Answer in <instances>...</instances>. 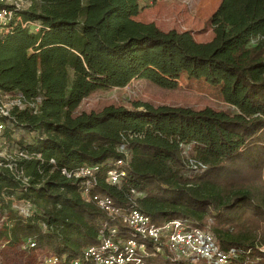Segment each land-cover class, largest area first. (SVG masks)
<instances>
[{
    "label": "trees",
    "instance_id": "1",
    "mask_svg": "<svg viewBox=\"0 0 264 264\" xmlns=\"http://www.w3.org/2000/svg\"><path fill=\"white\" fill-rule=\"evenodd\" d=\"M143 7L144 0H30L16 16L39 28L13 22L0 31V91L20 101L1 117L5 132L17 148L40 155L20 161L28 186L0 168L6 213L0 241L32 240L73 258L98 242L106 224L125 231L85 200L88 177L63 172L89 165L97 167L91 196L109 195L121 207L133 203L157 222L208 224L222 248L237 249L228 264H264V0H221L207 42L189 30L136 20ZM185 74L226 79L247 109L136 104L143 108L72 116L99 88L133 78L175 88ZM16 132L22 135L15 142ZM118 160L123 179L108 183ZM6 197L30 201L33 214L20 215Z\"/></svg>",
    "mask_w": 264,
    "mask_h": 264
},
{
    "label": "built area",
    "instance_id": "2",
    "mask_svg": "<svg viewBox=\"0 0 264 264\" xmlns=\"http://www.w3.org/2000/svg\"><path fill=\"white\" fill-rule=\"evenodd\" d=\"M0 3L3 4L0 7V30L8 31L13 22L20 23L23 27H31L33 22L23 21L20 16H16L17 11L30 6V0H0ZM8 113L9 109L0 107V168H7L23 185L28 186L30 178L20 161L40 158V155L36 156L20 148L11 154L2 150L1 143L6 125L1 117ZM122 164L123 160H118L117 168L107 172L108 183H121L124 172L119 168ZM96 170L97 167L86 165L72 172L66 169L63 172L68 177H88L83 189L85 200L95 201L112 220L121 222L125 231L120 230L118 226L108 227L106 224L100 232L98 242L85 248L80 256L70 258L67 255L50 254L43 259L42 264H158V257L191 264L199 261H205L207 264H228L237 256L236 248H222L206 227L192 225L180 218L157 222L133 203L121 207L109 195L91 196ZM131 191L135 196L138 195L134 189ZM6 199L13 200V207L20 215L27 217L33 214L30 201L17 200L14 197ZM4 219L5 217L0 215V221L3 222ZM17 247L27 251L38 249L32 240L24 241Z\"/></svg>",
    "mask_w": 264,
    "mask_h": 264
},
{
    "label": "rangeland",
    "instance_id": "3",
    "mask_svg": "<svg viewBox=\"0 0 264 264\" xmlns=\"http://www.w3.org/2000/svg\"><path fill=\"white\" fill-rule=\"evenodd\" d=\"M221 0H144V7L135 16L136 20L153 22L160 29L168 31L189 30L195 39L200 42L210 41L214 36L211 16L219 7ZM38 22L31 24V29L36 31ZM20 103L15 96L0 91V107L11 109ZM136 104H149L154 107H189L194 110L212 108L215 111L236 114L247 109L246 103L239 91L223 78L212 82L208 79H194L183 75L175 88L161 87L145 78H133L126 85L107 86L93 91L86 96L72 113L76 117L84 112H100L106 107H128L132 110L142 109ZM20 132L13 134L14 141L21 137ZM31 135V134H30ZM4 132L1 143L2 150L7 154L13 153L16 143L11 142ZM6 216V213H1ZM3 214V215H2ZM6 218V217H5ZM3 222L0 221V229ZM208 224L206 225V228ZM48 248L36 250L21 249L20 247L4 244L0 241L1 264H42L45 257L53 254Z\"/></svg>",
    "mask_w": 264,
    "mask_h": 264
},
{
    "label": "crops",
    "instance_id": "4",
    "mask_svg": "<svg viewBox=\"0 0 264 264\" xmlns=\"http://www.w3.org/2000/svg\"><path fill=\"white\" fill-rule=\"evenodd\" d=\"M1 31V30H0Z\"/></svg>",
    "mask_w": 264,
    "mask_h": 264
}]
</instances>
